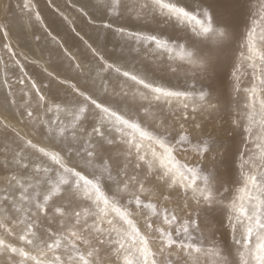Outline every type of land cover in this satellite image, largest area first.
Listing matches in <instances>:
<instances>
[{
	"label": "snow or ice",
	"instance_id": "snow-or-ice-1",
	"mask_svg": "<svg viewBox=\"0 0 264 264\" xmlns=\"http://www.w3.org/2000/svg\"><path fill=\"white\" fill-rule=\"evenodd\" d=\"M0 264H264V0H0Z\"/></svg>",
	"mask_w": 264,
	"mask_h": 264
},
{
	"label": "rangeland",
	"instance_id": "rangeland-1",
	"mask_svg": "<svg viewBox=\"0 0 264 264\" xmlns=\"http://www.w3.org/2000/svg\"><path fill=\"white\" fill-rule=\"evenodd\" d=\"M109 47H111V45H109ZM245 83H246V81H245ZM228 90L230 91V88H229ZM225 99H226V100H229L230 97L226 96ZM240 100H241V101L243 100V95H241Z\"/></svg>",
	"mask_w": 264,
	"mask_h": 264
}]
</instances>
